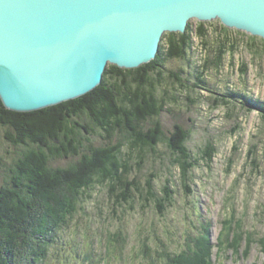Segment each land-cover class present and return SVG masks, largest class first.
Segmentation results:
<instances>
[{
  "label": "trees",
  "instance_id": "16d2710c",
  "mask_svg": "<svg viewBox=\"0 0 264 264\" xmlns=\"http://www.w3.org/2000/svg\"><path fill=\"white\" fill-rule=\"evenodd\" d=\"M207 23L198 21L193 26L191 20L185 33L166 32L157 57L137 68L109 64L102 83L75 99L38 110L15 111L7 108L0 97V126L16 149L15 158L6 167L3 165L0 264H43L53 246L54 234L69 227L80 203L85 196L92 197L97 185L107 186L117 207H133L140 202L145 208L153 202L159 207V214L165 215L175 194L171 168L167 166L170 176L166 178L163 196L155 187L156 173H150L145 182L139 178L148 157L161 156V145H166L174 156L173 166L192 193L188 183L194 167L204 159L212 162L217 148L209 141L202 154L195 156L188 146L190 129L183 123H176L171 130L164 128L160 116L171 97L167 92L159 95V88L167 78H173L183 90L189 88L192 80L183 75L184 70H169L166 75L165 66L171 59L187 60L195 32L203 47L210 44L209 34H216L215 47L211 49L215 55L206 57L194 77V87L212 92L205 72L213 65L221 67L228 52L235 54L239 40L231 36L225 25L220 23L213 30ZM246 46L256 49L252 43ZM242 71L246 72V67ZM216 93L220 96L216 104L258 110L264 118V101L253 99L245 89L231 87ZM95 136L102 139L100 145L93 142ZM61 158L71 161L65 166L52 165ZM252 163L253 168L259 166L256 159ZM238 234L234 243L243 236L242 231ZM124 241L118 232L114 238L116 248L123 247ZM259 245L264 251V239ZM149 248L143 244L142 250ZM191 249L193 255H188L194 258L184 256L185 264H211L207 248H202L205 253L198 257L197 248ZM176 254L161 243L151 251L148 260L150 264H168L167 259ZM180 256L182 253L177 254L176 260L172 257V264H182Z\"/></svg>",
  "mask_w": 264,
  "mask_h": 264
},
{
  "label": "rangeland",
  "instance_id": "374dc122",
  "mask_svg": "<svg viewBox=\"0 0 264 264\" xmlns=\"http://www.w3.org/2000/svg\"><path fill=\"white\" fill-rule=\"evenodd\" d=\"M198 21L192 19L193 26ZM207 22L213 30L221 23L219 19ZM230 34L239 40L238 50L235 54L228 52L221 67L210 66L204 75L212 92L194 87V77L206 57L215 55L211 49L215 47L216 34H209L210 44L203 47L195 32L187 60L171 59L165 66L166 75L169 70H184L183 75L192 80L189 88L183 90L173 78H167L159 88V95L167 92L171 97L160 116L164 128L171 130L176 123H183L190 129L188 146L195 156L202 154L209 141L217 148L212 162L204 159L194 167L188 183L192 193L173 166L174 156L166 145H161V156H149L139 178L145 182L150 173H156L155 187L163 196L170 176L167 166L171 168L175 194L166 214L161 216L153 202L145 208L140 202L133 207H117L107 186L97 185L92 197L87 195L80 203L69 227L54 234L53 246L43 264H150L151 251L161 243L172 253H182V264L184 256L193 255L191 247L198 250L195 257L207 248L211 264H264L259 245L264 239V118L258 110L216 104L220 98L216 92L223 93L231 87L243 88L253 99L264 101V40L235 28H230ZM247 43L256 49L250 50ZM5 131L0 126V187L5 183L3 165L6 167L15 158L16 151ZM93 142L100 145L102 139L95 136ZM255 159L259 166L253 168ZM70 161L61 158L52 165L65 166ZM239 231L243 236L234 243ZM118 232L125 239L120 248L114 244ZM143 244L151 249L142 250ZM176 256H172L174 260ZM172 257L166 263L172 264Z\"/></svg>",
  "mask_w": 264,
  "mask_h": 264
},
{
  "label": "water",
  "instance_id": "95a60500",
  "mask_svg": "<svg viewBox=\"0 0 264 264\" xmlns=\"http://www.w3.org/2000/svg\"><path fill=\"white\" fill-rule=\"evenodd\" d=\"M219 19L264 40V0H0V97L33 111L157 57L166 32Z\"/></svg>",
  "mask_w": 264,
  "mask_h": 264
}]
</instances>
